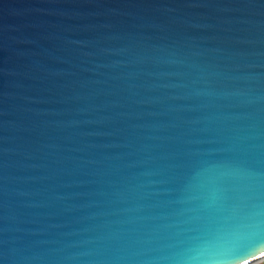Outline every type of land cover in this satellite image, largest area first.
<instances>
[{
  "label": "water",
  "instance_id": "95a60500",
  "mask_svg": "<svg viewBox=\"0 0 264 264\" xmlns=\"http://www.w3.org/2000/svg\"><path fill=\"white\" fill-rule=\"evenodd\" d=\"M264 260V0H0V264Z\"/></svg>",
  "mask_w": 264,
  "mask_h": 264
},
{
  "label": "rangeland",
  "instance_id": "374dc122",
  "mask_svg": "<svg viewBox=\"0 0 264 264\" xmlns=\"http://www.w3.org/2000/svg\"><path fill=\"white\" fill-rule=\"evenodd\" d=\"M264 263V260L263 261H261V262H259V263H257V264H263Z\"/></svg>",
  "mask_w": 264,
  "mask_h": 264
},
{
  "label": "crops",
  "instance_id": "0c3cea01",
  "mask_svg": "<svg viewBox=\"0 0 264 264\" xmlns=\"http://www.w3.org/2000/svg\"><path fill=\"white\" fill-rule=\"evenodd\" d=\"M264 264V263H263Z\"/></svg>",
  "mask_w": 264,
  "mask_h": 264
}]
</instances>
